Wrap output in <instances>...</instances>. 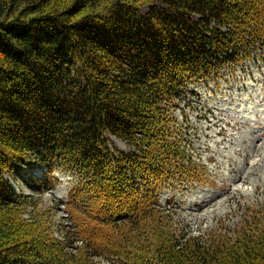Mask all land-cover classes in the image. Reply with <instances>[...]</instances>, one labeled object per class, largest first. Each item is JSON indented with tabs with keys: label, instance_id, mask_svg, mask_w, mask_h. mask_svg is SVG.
<instances>
[{
	"label": "trees",
	"instance_id": "16d2710c",
	"mask_svg": "<svg viewBox=\"0 0 264 264\" xmlns=\"http://www.w3.org/2000/svg\"><path fill=\"white\" fill-rule=\"evenodd\" d=\"M252 57L264 0H0V264H264L253 219L187 235L158 206L174 180L207 183L174 129L187 85ZM56 169L78 180L63 240L33 199Z\"/></svg>",
	"mask_w": 264,
	"mask_h": 264
},
{
	"label": "rangeland",
	"instance_id": "374dc122",
	"mask_svg": "<svg viewBox=\"0 0 264 264\" xmlns=\"http://www.w3.org/2000/svg\"><path fill=\"white\" fill-rule=\"evenodd\" d=\"M254 52L261 54L260 50ZM172 113L175 131L188 136L185 143L193 153L188 156L207 168V183L174 180L161 188L160 200L164 208L173 212L174 226L187 235L208 234L218 228L231 236L253 219L252 226L255 223L263 228L264 58L252 57L235 66L233 72L222 67L218 75L189 84ZM108 139L112 148L130 150L123 141L111 135ZM241 173L244 179L238 180ZM21 176L12 181L6 178L16 189L31 194L24 181L28 175ZM53 176L58 179L57 185L47 192L34 191L33 199L38 209L54 218L55 237L63 240L65 230L73 229L64 204L69 189L78 180L60 169L54 170ZM94 262L114 264L106 260Z\"/></svg>",
	"mask_w": 264,
	"mask_h": 264
},
{
	"label": "bare ground",
	"instance_id": "6f19581e",
	"mask_svg": "<svg viewBox=\"0 0 264 264\" xmlns=\"http://www.w3.org/2000/svg\"><path fill=\"white\" fill-rule=\"evenodd\" d=\"M258 139V138H257ZM245 176V175H244ZM244 176H243V174L241 173L240 174V176L238 177V180L240 179V180H243L244 179Z\"/></svg>",
	"mask_w": 264,
	"mask_h": 264
}]
</instances>
